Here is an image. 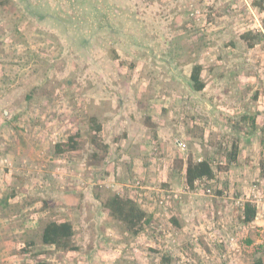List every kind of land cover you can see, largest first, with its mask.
Wrapping results in <instances>:
<instances>
[{
  "label": "rangeland",
  "instance_id": "rangeland-1",
  "mask_svg": "<svg viewBox=\"0 0 264 264\" xmlns=\"http://www.w3.org/2000/svg\"><path fill=\"white\" fill-rule=\"evenodd\" d=\"M137 48L153 50L158 59H171L160 66L155 63L158 69L154 78L160 76L161 93L167 87L168 77L186 79L194 67L200 66L211 102L206 99L200 104L183 99L174 105L167 100L166 106H159L165 117L162 123L176 126L175 139L186 145L185 149L179 146L181 150L176 153L169 179L162 174L153 181L145 173L130 170L125 164L129 160L116 162L118 152L103 142L98 118H93L91 125L94 134L70 135H77L75 151L81 156L73 175L79 183L75 185L80 186L81 215L72 222L75 229L72 245L87 257L79 263L233 264L235 254L251 261L250 256L264 251V232L260 231L263 228L254 229L242 222L247 203L254 205L253 201L258 199L264 203V121L257 120L260 115L257 111L264 109V0H0V58H9L0 60L1 127L19 122L20 111L16 115L12 109L30 102L28 96L33 99L41 93L52 98L49 105H53L55 117L49 124L56 127L62 117L68 116L72 102L67 93L75 87L82 91L86 86L88 91L89 81L93 80L100 90L107 77L121 74L130 81L143 79L147 68L142 67V55L137 53L144 51L137 52ZM128 49L137 53L129 55ZM173 61L175 66L171 64ZM61 76L64 80L59 85L70 83L65 85V91L56 94L57 84L47 81L53 83ZM27 79L31 83H26ZM186 106L191 107V116L186 114ZM43 119L38 123L42 124ZM29 120L30 116L23 122ZM66 120L72 121L71 117ZM59 129L56 127V132L49 135L51 143L70 151L67 146L70 138L64 144L59 143L63 138ZM177 130L188 131L192 139H185L184 132ZM151 133L154 139L157 132ZM92 138L97 143L93 144ZM4 139L1 131L0 141ZM242 141L251 147L257 145V150L249 163L237 166L234 148ZM144 147L157 160L163 156L155 141ZM114 154L117 158L111 159ZM202 160L210 162L214 179H200L186 189L188 162ZM119 164L125 169L123 175L117 171ZM16 168L9 159L0 162V191H4L1 190L4 178L10 175L16 184L11 186L13 192H4L9 193L3 198L7 205L2 203L0 207V264H15L18 259L13 260V253L18 251L25 256L34 251L36 258L20 259L17 264H50L46 259L55 250L42 246L45 221L31 226L27 219L39 218V210L22 211L27 201L21 193L30 190L32 176L28 175L30 184H27L26 176H20ZM226 174L230 180L224 178ZM67 175L60 170L54 174L64 183L68 182ZM237 178L245 182L239 183ZM138 181L141 187L136 185ZM200 190L207 203L190 198H198L195 194ZM224 191L228 209L225 214L231 215L230 223H218L222 214L217 201ZM90 192L100 204H94ZM137 192L150 195L138 200ZM115 193L128 199L132 196L147 213L149 221L143 224L139 235L127 232L121 223H112L102 208ZM174 193L179 194L177 199L173 198ZM165 195L171 199L162 206L159 200ZM183 196L195 202L193 207L181 209L178 203ZM257 211L259 220L264 222L263 210ZM23 225L27 227L24 230ZM29 243L34 246L31 250Z\"/></svg>",
  "mask_w": 264,
  "mask_h": 264
},
{
  "label": "crops",
  "instance_id": "crops-1",
  "mask_svg": "<svg viewBox=\"0 0 264 264\" xmlns=\"http://www.w3.org/2000/svg\"><path fill=\"white\" fill-rule=\"evenodd\" d=\"M178 35H180V32H178ZM136 45L138 46V44H135V47ZM139 47L141 46L139 45L138 48ZM138 48L137 52L144 51V49L141 51ZM127 52L129 55L137 53L130 49H128ZM137 54L142 55V67L144 69L147 68L143 79L138 77L135 81H130L131 79L126 76L125 78L122 76L123 74H121L118 77H107L104 81L106 85L100 90L96 86V81L91 80L89 81V84L91 85L89 86L88 91H85V86L82 91L77 90L75 87L73 92L67 93L69 94L67 98L72 102V106L68 110V116L66 118L71 117L72 121L69 122L65 117H62L60 125H56L58 129L60 128V133L61 131L63 132V138L59 143H66L67 139H69L72 134L87 133L89 135V133L92 132L94 134L95 129H91V125L93 120L98 118L100 122L99 124L102 125V131L99 135H102L103 142L109 144L112 147V150L114 149L118 152V158L117 155L114 154L111 159L117 158L116 162L122 159V162H124L125 159L129 160L128 163L125 161V164L129 165L130 170H133L135 174L143 175L145 173L153 181L156 178L160 179L162 174H164L165 178L169 179L172 175L170 173L172 170V163L176 158V153L180 152L181 149H178L179 143L177 139H175L178 138L177 134H175L176 126H165V124L162 123V120H164L165 117L162 116L159 106H166L164 103H167V100H172L174 105H178V103H182L180 100L183 99H190V101L196 100V102L203 104L206 99L211 102V97L208 95V90H206L208 86L206 85L201 91H196L194 89L191 82L192 73L186 79H178L175 76L168 77L166 82L167 87L161 93L160 84L158 85L160 76H156L157 79L154 78V75L156 74L155 70L158 69L155 63H158L160 66L161 62L167 64L171 59L168 57L165 59H158L153 55L155 54L153 50H147L144 51L143 54ZM3 56L4 55L1 54V57ZM6 59L9 58H0V60ZM175 62L176 61H173L171 64L175 66ZM112 63L115 65L113 60L110 64ZM113 64L111 65L112 68L114 67ZM134 67H136V65ZM0 72H3L2 65H0ZM200 79L206 84L201 76ZM63 80L64 77L61 76L56 81L53 80V83L48 81L47 83L51 85L57 84L54 87L57 94V92L61 93L65 85H69L70 83V81H66L63 84L64 87H62L59 84H61ZM26 83H31L30 79H27ZM5 91L9 92V89H6ZM40 91L43 92V87ZM236 93L239 94V91ZM39 95L40 96H35L33 99L31 96H28L30 102L27 101L26 104L15 110L12 109L13 114L20 111L19 115L21 117L17 124L8 125L5 128H2V125H0V132H3L5 138L0 141V162L3 158L9 159L14 166H17L15 172L17 171L20 176H26L27 184H30L28 175L32 176L31 182L33 185L31 184L32 186L30 187V190L26 193H21V195H24V200L27 201L25 207L21 209L24 213H28L30 210L36 208V210H39V213L37 214L40 216V219L38 217L36 219L30 217V219H27V223H31V226H35V223L40 220V223L45 221L44 226L53 221L60 222L68 220L72 223L81 215L80 186L75 185L79 183L75 181V177L73 176L75 170H77L76 168L81 163V156L77 151H63L61 150L64 148L63 146H53L49 136H52V133L56 132L55 125L53 123L49 124V120L54 119L53 117H55L52 108L53 105H49V103L52 102V98L50 96L45 97L44 95H41V93H39ZM205 105H208V103H205ZM190 108V106H186L185 108V112L188 116H191ZM240 110H242V112L244 111L243 109ZM257 112L260 114L258 115L257 120L260 121L263 119L264 121V109L263 111L259 109ZM9 113L10 112H8V114ZM29 116L32 120H29V122H23V120ZM41 116L45 118L43 119L42 124L38 123V121L42 119ZM33 117H36L37 119L34 120ZM45 122L46 124L44 125ZM153 130L157 132L156 135L154 134L156 136L154 139L153 134L151 133ZM182 131L184 132L182 135L185 139H192L190 133H187L188 131L177 130V132ZM84 138L86 137L84 136ZM179 138L181 137L179 136ZM173 139H175V143H173ZM151 140L159 144L161 155L163 154L158 160L153 157L152 153L144 149V146L149 144ZM245 143L247 142L242 141L240 145L236 144L234 148L236 151L235 159L237 161V166L245 165V162L249 163L250 159L253 157L251 155H255L253 153L255 152L254 150H257V145L251 147ZM145 152H147L146 157ZM121 164L123 165V163ZM122 165L119 164V168H117L119 175H123L125 172ZM147 167L150 168V171H148ZM112 168L114 167L112 166ZM57 170L68 174L66 177V181H68L67 183H64L63 181L61 182L59 178L54 176ZM242 173H244V171H242ZM11 176L12 175L4 178L5 185L1 189L4 191H0L2 192L0 193V207L2 203L3 205H7L3 198L9 193L4 194V192H10L9 190L12 192L14 191L11 186H15L16 184L15 182L12 183L11 178L13 177ZM224 178L230 180L229 174H226V177ZM236 180L240 181L239 183L245 182L243 178H237ZM239 183L238 187L240 186ZM201 191L202 190L195 194L196 196H199L198 198L189 196L190 198L197 199V202H200V204L207 203V199L202 196L203 193ZM226 193V191L220 193L221 197L217 201V204L221 205L220 213L222 214L218 223H230L232 220L231 215L228 216L225 214L228 212V209L225 206L226 200L224 201V194ZM137 194H135V197L138 200H140V197L142 198L143 195H150L149 193L142 194L139 192H137ZM1 195L3 197H1ZM90 195L94 204H100L97 197H94L91 192ZM131 198L134 199L132 196ZM8 201L11 202V199L9 198ZM194 203L195 202L192 199L189 201L187 197L183 196V200L178 204L182 206L181 209L183 210V207H193ZM171 208H173V206H171ZM150 209L152 210L153 208L151 207ZM249 225L254 229L263 228L262 230H258L264 232V222L259 219L251 222ZM28 227L30 226L28 225ZM26 228H24L23 225V230ZM20 229L21 227L19 230ZM253 238L254 241H257V238ZM73 242L75 243V241H72V243ZM33 247V243H29V250ZM44 248L55 250L50 253L49 257L46 259L50 264H80L79 261L83 257H87L85 252L83 253L77 250L63 252L56 250L55 247L52 246H44ZM13 254V260L18 259L17 262H19L20 259L23 260L29 258V261H31L36 258L34 251H29L26 256L20 254L19 251L14 252ZM89 257L92 259L95 256ZM250 258L251 261H247L245 256L235 254L233 260L236 261H234L235 263L233 264H254L256 259H262L264 262V251L255 253L254 257L250 256ZM17 262L15 264H17ZM86 262L88 263V261ZM31 263L34 264V262ZM99 264L101 263L99 262Z\"/></svg>",
  "mask_w": 264,
  "mask_h": 264
},
{
  "label": "trees",
  "instance_id": "trees-1",
  "mask_svg": "<svg viewBox=\"0 0 264 264\" xmlns=\"http://www.w3.org/2000/svg\"><path fill=\"white\" fill-rule=\"evenodd\" d=\"M201 67L196 66L193 69L191 82L196 91H201L205 88V84L201 81ZM99 131V130H98ZM76 136L70 137L68 149L75 151L77 143L75 142ZM91 142H96L92 138ZM97 143V142H96ZM97 146V145H96ZM235 155V153L233 154ZM215 172L208 160H202L194 163L189 161L186 168V183L191 187L200 179L206 178L208 180L214 179ZM102 208L108 214L109 220L112 223H121L126 228L127 232L134 236L140 234L143 229V224L148 222L147 213L132 199L123 198L119 194L112 195L107 201L104 202ZM256 208L247 203L244 208V216L242 222L250 224L256 219ZM75 235L73 224L68 221H53L47 223L41 233L42 246H52L60 251H76L77 247L72 245V240ZM254 264H264L262 259H256Z\"/></svg>",
  "mask_w": 264,
  "mask_h": 264
},
{
  "label": "built area",
  "instance_id": "built-area-1",
  "mask_svg": "<svg viewBox=\"0 0 264 264\" xmlns=\"http://www.w3.org/2000/svg\"><path fill=\"white\" fill-rule=\"evenodd\" d=\"M179 146H181V148H183V149H185V147H186L185 144H179ZM136 185L139 186L140 185V182L138 181L136 183ZM139 187H141V186H139ZM186 189H189V185H186ZM178 197H179V194L178 193H174L173 198L177 199ZM255 197L257 198L258 195L255 194ZM170 199H171V197L168 196V195L161 196L160 197V200H159V204L163 206V205L167 204ZM253 204H254L253 206L256 208V210L257 209H261V210H263L261 212H264V203H263V200H261V199L259 200L258 199L256 201H253ZM259 216H260V212L257 211V213H256V219L257 220L259 219L258 218Z\"/></svg>",
  "mask_w": 264,
  "mask_h": 264
}]
</instances>
